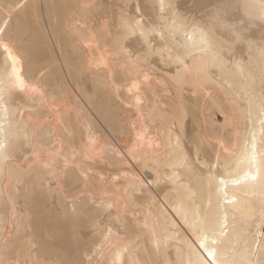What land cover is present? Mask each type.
Segmentation results:
<instances>
[{
    "label": "snow or ice",
    "instance_id": "6c2138e0",
    "mask_svg": "<svg viewBox=\"0 0 264 264\" xmlns=\"http://www.w3.org/2000/svg\"><path fill=\"white\" fill-rule=\"evenodd\" d=\"M152 7L156 16L149 23L137 0H126L113 22L114 30L107 21L103 26L111 38L104 67L132 77L127 91L135 100L129 105L135 109V122L129 124L127 151L105 150L91 133L82 146L72 147V133L65 127L66 108L18 76L0 83V113L5 118L0 124L4 136L0 172L9 182L6 201L15 216L21 192L30 194L39 187L50 196L63 197L70 205L64 216L71 221L74 238L90 244L87 257L78 264H109V252L126 254L121 264H264V0H217L200 21L182 17L175 0H155ZM192 24L199 27V40L175 50L177 74L165 84L166 95H158L148 83L152 57L160 54L155 38L164 42L161 49L165 44L174 47L173 39L186 34ZM256 27L259 40L252 38ZM92 39L97 43L95 34ZM189 58L195 63L186 68L184 61ZM189 71L192 76L181 78V72ZM228 80H232L231 88L225 89L230 110L214 99L213 87ZM16 90L28 95L32 107L21 111L9 106L7 98ZM42 108L48 110L47 119L40 113ZM217 114L223 115L222 124L215 119ZM240 115L244 137L241 141L237 132L234 147L228 133L239 129ZM255 119L260 122L259 151L255 132L249 135V123L254 127ZM46 133L52 134L58 148ZM158 164L165 166L163 173ZM238 165H244L243 181L251 184L241 186L233 171ZM135 166L153 169L156 183L168 186L161 189L168 201L161 203L182 218L179 224L152 211L160 192L153 195L151 185L120 174ZM72 173L82 185L83 198L69 199L65 194V181ZM256 189L261 199L248 203L253 215L238 219L237 194ZM4 199L5 194H0ZM222 203L232 205L231 211L222 209ZM27 219L21 221L25 238L18 250L5 253L0 264H71L40 254L26 235ZM174 228L182 229L187 238L173 241L169 232ZM233 235L238 246L232 247L234 258L226 260L223 250L233 243Z\"/></svg>",
    "mask_w": 264,
    "mask_h": 264
},
{
    "label": "bare ground",
    "instance_id": "6f19581e",
    "mask_svg": "<svg viewBox=\"0 0 264 264\" xmlns=\"http://www.w3.org/2000/svg\"><path fill=\"white\" fill-rule=\"evenodd\" d=\"M126 0H0V83L5 80H14L17 76L28 87H37L49 100H55L61 107L67 109L64 115L65 127L72 135L69 137L72 147H80L87 140L89 133L94 135L105 150H115L117 153L127 151L129 124L135 122V109L129 107L135 103L132 94L127 91L132 77L123 70L111 71L104 67L102 60H107L106 48L111 46V38L104 33L105 22L113 27L118 19L119 12ZM145 13V19L151 23L155 20L156 12L152 7L155 0H137ZM217 0H175L176 11L182 17L200 21L208 8ZM87 6V7H86ZM199 27L192 24L185 33H178L172 41V46L161 45L164 43L159 36L155 38L154 46L160 54L152 57V63L148 75V83L158 95H166L165 84L177 74V61L175 50L187 43L199 40ZM96 35L97 43L92 36ZM252 38L259 40L260 30L258 27L252 30ZM142 51V45L139 46ZM7 48V51L5 50ZM163 57V58H162ZM171 57V62L168 58ZM237 61L241 57L236 58ZM195 62L191 59L184 61V67ZM245 71H247L245 61ZM211 71L216 72L213 68ZM258 71V70H257ZM193 73L181 72V78ZM19 83V81H17ZM232 80L225 81L224 85H214L216 95L214 99L224 102L230 110L231 104L227 103L228 93L226 88H231ZM241 90H242V86ZM235 91V89H232ZM238 97V93H237ZM195 99V98H189ZM10 107L18 110H26L32 107L33 101L28 95L16 90L7 98ZM259 102L253 116L258 115ZM46 108L40 109V113L47 119ZM215 119L218 123L224 122L223 115L217 114ZM239 129L228 133L237 147V132L239 139L244 137L243 116L238 117ZM5 123V118L0 113V124ZM191 125H188V131ZM53 132L56 131L53 125ZM254 131L256 134V148L260 149V122L255 119V126L249 123V135ZM52 143L58 148L59 144L51 133H46ZM4 140L0 133V143ZM243 150V144L239 145ZM125 163H128L126 161ZM161 173L165 166L157 165ZM244 165H238L234 169L236 178L241 179L243 184H251L243 181ZM170 170V169H169ZM127 176L134 183L151 185L155 192H160L156 197L152 211L159 212L161 217H166L169 222H181V217L174 214L163 206L161 201H168L164 191L167 185L162 181L156 183L157 173L148 167L135 166L127 172L120 173ZM8 180L4 173L0 172V194H5V199L0 200V222L4 228H0V257L5 253L18 250V245L25 238L21 232V221L27 217V236L32 238L41 255L50 259H63L78 264L85 260L88 254L83 240L77 241L71 221L65 219L64 213L70 206L63 197L49 195L47 189L37 187L30 194L21 192L16 198V215L14 216L10 205L6 201L9 191ZM229 185V188H232ZM55 185H53V189ZM65 194L72 199L82 196V185L78 182L75 173L65 181ZM261 199V192L256 189L247 193H238L236 200L238 219L251 217L253 213L248 208V203H256ZM232 205L222 203V209L229 211ZM147 211V209H145ZM231 220V216H229ZM179 233V234H177ZM81 235L87 238V233ZM173 241H179L181 236L187 238L182 229L174 228L169 232ZM236 236H232V244L223 250L226 260L234 258L232 247ZM143 243V241H141ZM98 247V246H97ZM93 248L92 252L95 253ZM174 255V252H173ZM127 258L126 254L108 253L109 264L112 260L116 264Z\"/></svg>",
    "mask_w": 264,
    "mask_h": 264
}]
</instances>
